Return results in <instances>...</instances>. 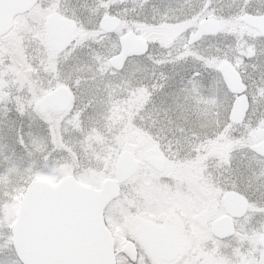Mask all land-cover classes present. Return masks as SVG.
Segmentation results:
<instances>
[{"label": "snow or ice", "instance_id": "snow-or-ice-1", "mask_svg": "<svg viewBox=\"0 0 264 264\" xmlns=\"http://www.w3.org/2000/svg\"><path fill=\"white\" fill-rule=\"evenodd\" d=\"M0 264H264V0H0Z\"/></svg>", "mask_w": 264, "mask_h": 264}]
</instances>
